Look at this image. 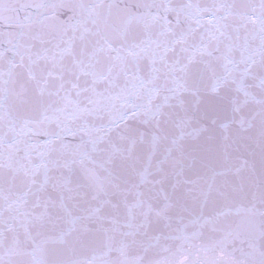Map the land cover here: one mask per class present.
<instances>
[{"label": "snow or ice", "instance_id": "1", "mask_svg": "<svg viewBox=\"0 0 264 264\" xmlns=\"http://www.w3.org/2000/svg\"><path fill=\"white\" fill-rule=\"evenodd\" d=\"M0 264H264V0H0Z\"/></svg>", "mask_w": 264, "mask_h": 264}]
</instances>
